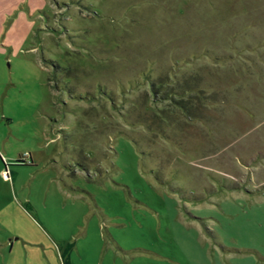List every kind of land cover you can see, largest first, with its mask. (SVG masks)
<instances>
[{"label":"rangeland","instance_id":"374dc122","mask_svg":"<svg viewBox=\"0 0 264 264\" xmlns=\"http://www.w3.org/2000/svg\"><path fill=\"white\" fill-rule=\"evenodd\" d=\"M69 243L264 264V0H0V264Z\"/></svg>","mask_w":264,"mask_h":264},{"label":"trees","instance_id":"16d2710c","mask_svg":"<svg viewBox=\"0 0 264 264\" xmlns=\"http://www.w3.org/2000/svg\"><path fill=\"white\" fill-rule=\"evenodd\" d=\"M25 207H27V209L29 210L28 206H25ZM73 247H74V243H69V244H66L64 248L60 249L61 259H62L63 264L69 263L68 253L73 249Z\"/></svg>","mask_w":264,"mask_h":264},{"label":"crops","instance_id":"0c3cea01","mask_svg":"<svg viewBox=\"0 0 264 264\" xmlns=\"http://www.w3.org/2000/svg\"><path fill=\"white\" fill-rule=\"evenodd\" d=\"M28 208H29V206H28ZM23 209H24V211H25L26 213H28V214L31 213L30 210L27 209V207H23ZM30 215H31V214H30ZM11 246H12V245H11ZM58 256H59V258H60V264H63L62 259H61V253H60L59 248H58ZM68 264H71L70 260H69V263H68Z\"/></svg>","mask_w":264,"mask_h":264}]
</instances>
